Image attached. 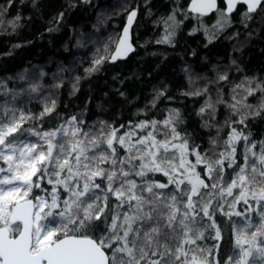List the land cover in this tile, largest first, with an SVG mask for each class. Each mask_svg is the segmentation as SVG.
Listing matches in <instances>:
<instances>
[{
	"label": "snow or ice",
	"instance_id": "6c2138e0",
	"mask_svg": "<svg viewBox=\"0 0 264 264\" xmlns=\"http://www.w3.org/2000/svg\"><path fill=\"white\" fill-rule=\"evenodd\" d=\"M0 264H264V0H0Z\"/></svg>",
	"mask_w": 264,
	"mask_h": 264
},
{
	"label": "trees",
	"instance_id": "16d2710c",
	"mask_svg": "<svg viewBox=\"0 0 264 264\" xmlns=\"http://www.w3.org/2000/svg\"><path fill=\"white\" fill-rule=\"evenodd\" d=\"M43 53H42V50L41 49H37L36 50V56H41Z\"/></svg>",
	"mask_w": 264,
	"mask_h": 264
}]
</instances>
